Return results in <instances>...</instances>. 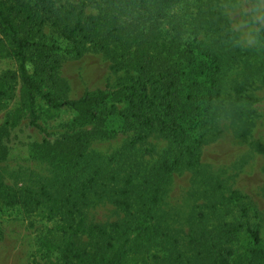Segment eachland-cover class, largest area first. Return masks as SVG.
Instances as JSON below:
<instances>
[{
    "label": "rangeland",
    "instance_id": "1",
    "mask_svg": "<svg viewBox=\"0 0 264 264\" xmlns=\"http://www.w3.org/2000/svg\"><path fill=\"white\" fill-rule=\"evenodd\" d=\"M22 1L33 12H42L41 24L48 34L47 56L37 51L29 60V74L42 82L46 92L77 100L85 92L108 86L116 90L124 82L127 67L114 64V59L122 63L125 54L120 49L109 54L91 46L87 38L81 40L87 49L75 37L68 38L67 29L78 23L84 26L99 14L97 6H88L86 0ZM213 2L216 25L203 24L201 36L218 48L229 47L232 55L222 70L215 59H205L204 72L212 77L210 92L197 87L198 97L204 99L192 104L194 112L191 107L187 110L191 123L178 129L187 137L186 151L173 150L168 135L145 132L118 115L97 130L95 125L76 122L70 111H53L38 101L40 124L50 138L27 125L25 117L17 124L12 150L0 162V191L3 185L11 195L21 192L27 197L42 186L54 192L65 186V194L75 195L72 202L86 205L87 225L124 224L132 232L131 242L142 231L139 242L144 243L152 228L173 235L183 245L194 235L223 236L226 225L241 222V210L246 208L250 224L262 233L259 260L264 263V45L257 29V24L264 25V0ZM48 57L50 64L42 73L41 61ZM16 68L10 57L0 56V128L12 121L21 105L19 81L11 78ZM93 128L99 138L80 167L66 171L52 167L53 146L30 152L33 143L41 145L44 139L55 141ZM140 136L143 141H138ZM163 160H179L180 166L169 175H157ZM11 201L0 196V264H80L73 256L77 248H88L93 255L101 250L95 245L97 239L71 223L68 210L61 217L46 205ZM147 248L142 255L129 252L124 264H158L156 258L165 255L162 246L157 242ZM234 248L232 263L243 264L252 250L243 230L235 234Z\"/></svg>",
    "mask_w": 264,
    "mask_h": 264
},
{
    "label": "trees",
    "instance_id": "2",
    "mask_svg": "<svg viewBox=\"0 0 264 264\" xmlns=\"http://www.w3.org/2000/svg\"><path fill=\"white\" fill-rule=\"evenodd\" d=\"M86 2L88 6H97L100 12L84 26L78 23L73 29H67L68 38L75 37L81 48L86 49L87 43L81 40L88 39L91 46L109 54L120 49L125 54L121 56L122 63L114 59V64H122L128 71L124 82L116 90L108 86L104 90L85 92L81 98L71 100L46 92L42 82L29 74L32 54L37 51H44L45 56L48 54V45L45 44L48 34L41 24L42 12H33V7L22 0H0V52L6 53L0 56L10 57L17 66L11 78L19 81L21 104L12 121L0 128V162L5 161L11 152L13 130L24 117L28 120L27 125L50 138V134L40 124L38 101L44 102L53 111H70L74 113L76 122L95 125L97 130L108 118L118 115L126 122L137 124L145 132L156 131L168 135L173 140V150H187V137L179 133L178 129L184 122L191 123V114L186 113L187 110L192 104L204 99L198 97L197 87L210 92L208 81L212 77L204 72L205 59H215L218 69L222 70L227 67L232 55L229 47L222 44L218 48L201 36L203 24L209 25V28L216 25L211 12L213 0ZM257 29L264 45V25L257 24ZM79 32L86 34L85 37ZM49 62V57L41 61L42 73L46 72ZM119 105L126 107L120 109ZM194 106L191 107L192 112L195 111ZM98 138L93 128L59 137L55 141L44 139L41 145L33 143L30 152L35 148L53 146L50 149L54 150L49 159L51 166L61 171L71 170L80 167L81 159L86 157V151ZM144 138L140 136L138 141ZM179 166V160L172 163L163 160L156 173L169 175ZM66 191L65 186L59 188L58 192L42 186L39 191H30L29 196L24 197L21 192L20 196L11 195L10 188L2 185L0 196L12 198L11 204L24 199L29 203L33 201L37 206L46 205L51 212L59 213L61 217L68 210L71 223L79 230L82 228V233L87 237L97 239L95 245L101 249L93 255L88 248H77L73 256L80 260V264H124L129 252L142 255L149 250L148 246L157 242L165 252L163 257L156 258L158 264H233L231 257L235 253V234L241 230L249 236L252 245L243 264H264L259 260L262 233L258 227L254 228L250 224L246 208L241 210V222L233 227L226 225L223 236H214L210 232L202 237L194 235L188 244L183 245L173 235L152 228L146 243L139 242L143 237L142 231L131 242L129 238L132 232L124 224L111 223L101 227L87 225L86 205L72 202L75 195L65 194Z\"/></svg>",
    "mask_w": 264,
    "mask_h": 264
}]
</instances>
